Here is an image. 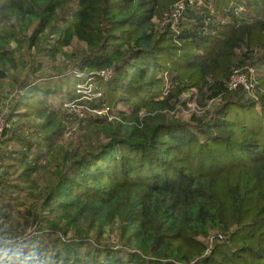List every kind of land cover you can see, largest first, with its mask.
Wrapping results in <instances>:
<instances>
[{
  "label": "trees",
  "instance_id": "obj_1",
  "mask_svg": "<svg viewBox=\"0 0 264 264\" xmlns=\"http://www.w3.org/2000/svg\"><path fill=\"white\" fill-rule=\"evenodd\" d=\"M234 1L255 16L205 33V17L188 10L175 34L153 32L152 19L176 0H0V65L15 67L12 44L52 59L83 45L76 73L60 74L57 85L22 86L11 108L61 118L46 100L73 76L92 79L99 105L116 114L86 119L68 165L39 195L31 223L41 210L45 229L22 242L39 264H264V98L256 104L225 87L233 67L263 65L264 0ZM223 6L214 0L215 12ZM207 91L220 100L209 119H165L181 93ZM16 141L28 156L31 145ZM116 222L120 245L110 247L97 233Z\"/></svg>",
  "mask_w": 264,
  "mask_h": 264
},
{
  "label": "rangeland",
  "instance_id": "obj_2",
  "mask_svg": "<svg viewBox=\"0 0 264 264\" xmlns=\"http://www.w3.org/2000/svg\"><path fill=\"white\" fill-rule=\"evenodd\" d=\"M222 1L228 4L231 0ZM152 24V31L160 32L158 20L152 19ZM11 50L17 59L15 67L0 65V71L5 73V77L0 78L1 110L6 107V97L15 89L45 81H49L50 85H57L61 80L60 74H71L73 71L76 73L77 60L75 59L81 56L79 52L83 50V45L76 44L65 48L62 54L54 59L34 50L29 51L25 46L18 47V45L12 44ZM249 65L251 63H246V66ZM256 67L262 70L261 65ZM82 79L84 78L71 76L70 81L73 84L68 86L63 83L64 87L61 88L60 94L49 95L46 100L49 109L63 111L62 104L67 100L63 98V92L65 90L73 91L74 84L80 83ZM61 99L63 101L59 108ZM219 103V98L213 97L209 91L202 95H195L191 92L181 93L173 102L172 109L167 111L164 117L167 121L193 124L200 119H209ZM7 114L15 134L12 138H10L11 133L6 135L2 142L0 174L3 175V178L0 179V187H3L0 189V214L6 213L9 220L0 217V233L12 240L26 239L25 241H27L32 238L37 239L38 236H35L34 233L38 229H45L42 219L49 217V214L39 210L36 215L41 224L32 225L34 207L39 206V195L48 188L50 183L53 184L55 173L58 170L63 171L64 167L68 165L71 153L78 147L80 128L86 123L70 119L64 113L61 118L55 120L38 119L35 116H27L25 109L21 108L10 107ZM68 126L78 128V131L66 137L64 132ZM16 136H21L26 140V143L31 145L29 149L32 148V150L28 156L20 157L18 155L21 148L16 141ZM51 136V140H48V137ZM4 154H8V156H4ZM64 157H69V159L64 161ZM55 165H58L56 169H54ZM117 228V222L104 226L98 231L97 236L102 240V243L110 247H118L120 242L116 235ZM89 234L95 236L94 233ZM22 242L17 246L24 251L26 245Z\"/></svg>",
  "mask_w": 264,
  "mask_h": 264
},
{
  "label": "built area",
  "instance_id": "obj_3",
  "mask_svg": "<svg viewBox=\"0 0 264 264\" xmlns=\"http://www.w3.org/2000/svg\"><path fill=\"white\" fill-rule=\"evenodd\" d=\"M188 10H193L198 15L205 17V33L210 31V24L224 26L229 22L227 18H223L221 14L215 12L213 0H176L170 9L163 13L160 20H158L160 31L168 29L172 33L178 34L180 31V23L184 20ZM224 12L239 19L247 12V8L245 3L238 4L232 2L224 9ZM110 74L111 72L108 71L101 73L100 76L104 80H107ZM258 76L259 71L254 66L233 67L229 72L225 84L226 90L230 92H241L246 99H250L256 104H259V95H263L264 97V91L258 87ZM25 90L23 88L15 89L6 97L5 109L1 110L0 108V148L4 139V132L12 129L8 121V108L19 97L23 96ZM101 101L102 90L92 79L84 78L80 83L74 84L72 99H68L62 104L63 113L70 119L80 121V123H84L88 118H98L107 122L115 120V111L103 103L99 105ZM117 108L126 112L121 105H118ZM77 131L78 128L68 126L65 129L64 136L69 137ZM9 241H12L17 246L23 239L12 240L7 236H0V246H7Z\"/></svg>",
  "mask_w": 264,
  "mask_h": 264
},
{
  "label": "clouds",
  "instance_id": "obj_4",
  "mask_svg": "<svg viewBox=\"0 0 264 264\" xmlns=\"http://www.w3.org/2000/svg\"><path fill=\"white\" fill-rule=\"evenodd\" d=\"M0 264H39L38 253L25 252L9 241L7 246H0Z\"/></svg>",
  "mask_w": 264,
  "mask_h": 264
},
{
  "label": "crops",
  "instance_id": "obj_5",
  "mask_svg": "<svg viewBox=\"0 0 264 264\" xmlns=\"http://www.w3.org/2000/svg\"><path fill=\"white\" fill-rule=\"evenodd\" d=\"M213 2H214V0H213ZM236 3L234 0H231L228 4H226L225 3V6H223V7H221V8H226L230 3ZM242 2H239L238 4H241ZM245 6H246V8H247V12L243 15V16H241V19H245V18H247V17H254L255 16V11H252L249 7H247V5L245 4ZM222 15H221V17H223V18H227L228 20H229V22L226 24V25H231L232 24V20H233V18L234 17H232L230 14H228V13H226L225 14V12H223V13H221ZM235 19H237V18H235ZM246 66V65H245ZM245 66H243V67H245ZM249 66H254V67H256L257 65L256 64H251V65H249ZM262 66V70H259L257 67V69H258V71H259V76H258V78H257V81H258V86H259V84H260V82H259V79L261 78V77H264V62H263V65H261ZM261 89V88H260ZM262 91H264V88H262L261 89ZM240 94H242L241 92H239ZM243 95V94H242ZM244 96V95H243ZM245 98V97H244ZM264 98V97H263ZM246 99V98H245Z\"/></svg>",
  "mask_w": 264,
  "mask_h": 264
}]
</instances>
